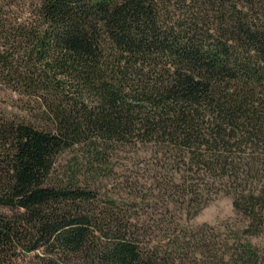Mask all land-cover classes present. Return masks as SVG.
Listing matches in <instances>:
<instances>
[{"label": "trees", "instance_id": "trees-1", "mask_svg": "<svg viewBox=\"0 0 264 264\" xmlns=\"http://www.w3.org/2000/svg\"><path fill=\"white\" fill-rule=\"evenodd\" d=\"M0 85V264H264V0H0Z\"/></svg>", "mask_w": 264, "mask_h": 264}, {"label": "rangeland", "instance_id": "rangeland-1", "mask_svg": "<svg viewBox=\"0 0 264 264\" xmlns=\"http://www.w3.org/2000/svg\"><path fill=\"white\" fill-rule=\"evenodd\" d=\"M12 94L5 90V88L0 85V102L6 101L11 103ZM111 166H114L113 174L110 177H106L103 181V190H107L109 196L115 198L123 197L124 193L121 191L120 182L125 181L126 177L131 176V172L137 171V166L127 165V162L123 159H115L111 161ZM136 163V162H135ZM60 172L71 168L77 167L75 172L76 178L82 180L84 177L80 172L85 169L82 159L77 155L76 150L65 151L60 154L57 160V166ZM83 167V168H82ZM135 167V168H134ZM80 174V175H79ZM80 176V177H79ZM233 217V209L231 204V198L224 194H219L211 199V201L189 222L190 226H198L201 224H209L211 226H219L223 222L231 219ZM19 264H25V260L21 261Z\"/></svg>", "mask_w": 264, "mask_h": 264}]
</instances>
